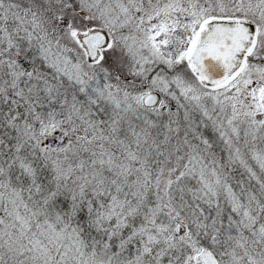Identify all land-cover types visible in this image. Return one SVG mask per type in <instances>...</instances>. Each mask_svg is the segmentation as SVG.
<instances>
[{
    "label": "snow or ice",
    "instance_id": "snow-or-ice-1",
    "mask_svg": "<svg viewBox=\"0 0 264 264\" xmlns=\"http://www.w3.org/2000/svg\"><path fill=\"white\" fill-rule=\"evenodd\" d=\"M0 264H264V0H0Z\"/></svg>",
    "mask_w": 264,
    "mask_h": 264
}]
</instances>
